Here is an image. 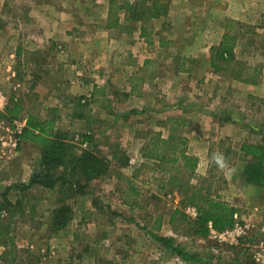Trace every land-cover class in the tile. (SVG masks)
<instances>
[{
  "label": "rangeland",
  "instance_id": "rangeland-1",
  "mask_svg": "<svg viewBox=\"0 0 264 264\" xmlns=\"http://www.w3.org/2000/svg\"><path fill=\"white\" fill-rule=\"evenodd\" d=\"M132 1L135 4L141 0ZM75 2L79 7L85 5V0ZM92 2L97 6L98 0ZM247 2L250 4H242L244 9L239 8L242 18L237 20L230 18L229 13L217 11L229 5L225 0H189V5L182 6L183 13L180 9L170 12L171 16L166 19L145 20L147 35L156 41L164 40L162 49L157 45L146 48L142 44L145 42H140V46L134 43L140 23L125 22L122 30L111 29L105 33L96 22L101 15L96 14L92 26L86 24L83 29H73V38L82 40V44H75V50H67L56 44L25 43L42 36L44 32L37 22L38 17L56 19L57 5L62 4V0H0V189L2 193L11 189L8 198L21 204V208L9 215L3 212L0 264H84L87 260H91V264L123 261L134 264L139 259L142 264H166L173 260L172 253L153 236L170 238V234L176 246L189 248L191 257L213 264H255L247 246L264 239V222L259 219L264 214V210L259 209L264 203V186L255 187L243 181L245 161L240 148L245 143H264V99L248 93L244 88L246 84L228 81L223 74L211 72L209 61L211 48L219 46L223 35L230 32L238 36L234 50L236 59L261 66L260 83L264 84L263 51L257 46H247L250 38L258 40L264 35V0ZM168 4L169 0L164 1L166 12ZM37 5H47L52 10L33 12ZM122 16L125 19V13ZM76 18L77 25L85 22L80 14ZM97 32L104 33L96 36ZM167 41L172 44L166 45ZM133 46L136 51L152 57L154 63L148 64L140 76H133L134 84L139 77L145 81L140 89L142 97L126 102L121 86L127 75L121 73V62L128 63L129 58L121 60L120 53L126 50L130 55ZM86 49L88 58L84 56ZM183 50L191 54L190 57L180 56ZM63 52L76 55L67 64L62 60ZM94 55L99 57L93 58ZM57 63L62 66L59 73ZM33 68L44 76L36 73V76H28ZM68 68L91 74L102 71L100 80L97 74H94L97 78L91 75L89 79L110 86L115 105L110 106V111L96 112L97 119H56L58 112L51 114L52 119L60 121L61 131L78 153L91 147L81 144L82 135L90 132L94 136V150L109 159L111 167L105 177L86 188L85 196L68 198L66 202L74 210V220L57 232L51 220L65 194L61 196L56 190L41 187L22 188L21 180L28 178V171L39 159V146L22 140V132L10 136L7 128L13 117L20 124L28 113L38 115L43 109L38 106L33 92L29 97L28 91L39 82L42 88L63 87L69 80L62 73ZM54 69L56 74H52ZM182 70H191V74H183ZM76 75L71 76L86 78ZM69 102L76 105V101ZM179 104L191 109L183 114L184 124L176 125L172 119L180 117V112L171 110L170 114H165L164 110ZM169 115L173 118L166 119ZM175 128L178 129L174 133L178 138L175 154L185 152L196 156L199 166L195 176H181L189 182L187 188L178 187L172 192L168 187L159 192V181L168 180L176 171L167 175L142 168L152 163L143 158V154L149 142L158 135L166 139ZM15 139L17 146L13 148ZM214 151L225 153L236 171L225 175L219 170L210 160ZM113 154L118 155V160H111ZM187 190L209 192L213 199L235 208L238 221L251 226L244 246L225 247L208 236L206 239L195 236L191 221L197 217L187 214L193 207L181 205ZM176 209L182 213L175 215Z\"/></svg>",
  "mask_w": 264,
  "mask_h": 264
},
{
  "label": "trees",
  "instance_id": "trees-1",
  "mask_svg": "<svg viewBox=\"0 0 264 264\" xmlns=\"http://www.w3.org/2000/svg\"><path fill=\"white\" fill-rule=\"evenodd\" d=\"M139 2L135 4L125 3L122 6L117 1L112 0L109 5L106 30H122L123 26L120 23V17L122 13H125V21L140 23L141 36L148 39V28H146L145 20L153 22L164 18L168 14V9L167 12L166 10L164 11V4L160 0H141ZM146 4L150 5V7L146 6ZM237 41L238 36L232 35L230 32L225 33L219 46L211 48L210 67L216 74L221 73L236 82L255 86L260 83V77L263 74L262 67L251 66L236 59L234 50ZM247 46H257L259 50L263 51V56L264 35L260 36L258 40L250 38L247 41ZM11 119H14V117ZM172 120L173 124H184L180 119ZM172 130L171 135L167 139H162L158 135L153 142H149L143 154V158L152 163L144 164L142 168L154 173L161 172L167 175L171 171H176V174L169 175L168 180L161 179L159 181V192L165 191L168 187L172 189V192L178 187L187 188L189 182L181 179V176L184 174H189L191 177L195 176L199 165V159L196 156L185 152H181L179 155L175 154L176 147L174 145L178 138L175 137L174 133L178 129ZM22 134V138L38 139L41 147L39 167L32 175L30 183L22 188L30 190L34 187H41L53 191L56 190L61 196L65 194L62 199V205L55 210L51 220L53 229L60 232L66 229L74 220V210L66 202L68 198L76 195L85 196L86 188L91 183L107 175L111 167V161L101 155L100 152L94 150L96 146L93 144V135H82L81 144L89 143L91 147L78 153L75 145L68 141L67 135L61 130H55L52 121L39 122L36 119H29L27 127L22 131ZM240 152L243 154L245 161V167L242 172L243 181L251 186L263 187L264 143H245L241 146ZM111 160H118V155L113 154ZM8 192L9 190L4 193L0 191V231L3 226L1 223L3 214L9 215L14 209L21 208L19 201L13 204L8 199ZM185 194L181 205L187 208L193 207L198 213L197 218L191 221L195 236L206 238L208 236V223H212L213 227L218 231H224L234 225L235 215H238L235 208L230 207L221 200L213 199L209 192L201 194V190H187ZM180 213L182 211L175 210V215ZM153 237L157 243L173 255L185 260L191 259V256L176 246L171 238L159 235H154Z\"/></svg>",
  "mask_w": 264,
  "mask_h": 264
},
{
  "label": "crops",
  "instance_id": "crops-1",
  "mask_svg": "<svg viewBox=\"0 0 264 264\" xmlns=\"http://www.w3.org/2000/svg\"><path fill=\"white\" fill-rule=\"evenodd\" d=\"M110 1L111 0H98L97 6H95L93 4L92 0H85V5L79 7V5L77 4V2H75V0H67V1L62 0V4L57 5V18L56 19L46 18L44 20L42 17H38L37 22L40 24V26H41L40 28H42L43 29L42 31L44 32L42 34V36L33 37L32 39L25 41V43L29 44V45L30 44L36 45L39 43H47V44H51V45L56 44V45H60V47H65V49H67V50H69V49L75 50V44L77 45L79 43V45H81L82 40H79L78 38H73L71 32L75 28L81 27L83 29V27H86V24L92 26V23L94 22V19H95L94 15H96V14L101 15V19L96 21L97 24H100V26H102L103 31H105V33L110 32V30H106ZM118 1L121 3L122 2L123 3H131V4L134 3V1H132V0H118ZM148 1H152V0H148ZM164 1H166V0H160V2L163 4H164ZM225 1L229 5L224 9L218 8L217 11L229 13L230 15H228V16L232 19H235V20L242 18L241 17L242 12H241V10H239V8L244 9L243 5H249L250 4V3L248 4L247 0H225ZM183 4L189 5V0H169V4L167 5L168 14L166 17H164L162 19L169 18L171 16L170 12H174V11H177L180 9H181L180 12L183 13L184 12V9L182 7ZM215 4H216V1H215ZM239 5H241V6H239ZM46 10L51 11L52 8L50 6H47V5H37L35 10H32V11L33 12L38 11V12L42 13V12H45ZM77 14H80L83 18H85V22L77 25V18H76ZM40 15L41 14L34 15V16H40ZM154 21H158V20H154ZM125 22L126 21H125L124 17L121 16L120 17L121 25L124 26ZM44 24L46 26H43ZM139 29H138L139 32L137 35V39H136L137 41L134 42L135 44H138L140 46V44L142 42H145L142 44H144L146 48L149 46H152V45H154V46L157 45V47L162 49L163 45L165 44L164 40L162 38L158 39V41H156L155 39H151V35H150V37H148V39L143 38L141 36V32ZM102 33H104V32H102ZM39 34H40V31H39ZM101 34L99 32H97L96 36H101ZM85 43H88V41L86 40ZM171 44H172V41L166 42V45H171ZM87 48H89V47L87 46ZM79 52L84 54L80 50H79ZM84 52H85L84 56L86 58H88L89 57L88 49H86V51H84ZM126 52H127L126 50L125 51L122 50L120 53V55H121L120 58L122 57L121 60L123 58H127V57L129 58L128 63H125V61L121 62L123 65V71H121V73H124L125 75H127L123 85L121 86V88H122V94H123L122 95L123 101L127 99L126 102H130L131 99H139L142 97V94L140 93V89L144 85L142 83L145 82L142 78L139 77L137 79V83L134 84L133 83V80L135 79L134 77L140 76V74H142L145 70H147L148 64L154 63V61H153L152 57H150L148 55H144V53H140V52L136 51L134 46L132 47L131 52L129 51L131 56L129 55V53L126 54ZM182 52H183V55H180V56H183V57L186 56V58H188V56L190 57V55H191V54L189 55L187 53V51H185V53H184V50H183V51H181V53ZM63 53H64V57H62V60H64V62H67V64L76 55V53L72 54L71 52L66 53V55H65V52H63ZM196 56H198V55H196ZM95 57H99V56L94 55L93 58H95ZM99 59H101V58H99ZM59 64H61V63H57V73H59L58 72L59 69L62 68V66ZM65 66L66 65H63V67H65ZM11 69L12 68H10V70ZM47 70H48L47 72H49V69H47ZM81 71H82V69H80L79 71L77 69H75V70L74 69L70 70V68L66 69L62 74L64 76L67 75V78L70 82L66 81V83L63 84V87L62 86L59 87V85H54L53 87H50V88L49 87L48 88H42L41 86L43 84L42 83L40 84V82H39V85L37 87H35L33 90L28 91L29 97H32V92H33V96L35 97V99L36 98L38 99V101H37L39 103L38 106H40L43 110L38 115H35L33 113H28L25 118L21 119L22 121L20 124L24 126L23 131L26 129L27 122L29 119H36L39 122L52 121L54 123L55 130H61L59 127L60 121L53 120L52 116H51L52 113H57V112L59 113V116H57L56 119H97L96 115L98 116V114L96 112L103 113L105 111H110V108H111L110 106L115 105V100L111 96V91H109L111 89L110 86L105 85V84L102 85L101 82L99 84V82H97V79L95 81H91L89 79L91 77V75H93L94 78H97L94 75V74H97V76L99 77L98 80H100L101 76H99V75L102 73V71L97 72V73H93V74H91L90 72L87 73L85 71L84 72H81ZM190 72H191V70H188V71L182 70L181 73L191 74ZM211 72H213V70H211ZM35 73L37 76H38V74L41 77L44 76L35 68H33V73L31 72V73H27V74H28V76L32 75V74H34V76H36ZM75 73H77L76 76H86V78H83V77H80L79 79L72 78L71 75H73ZM52 74H56L55 69L52 72ZM227 79H228V81H232L234 83H237L236 81L232 80L229 77H227ZM43 80H44V78H43ZM244 88L247 90L248 93H251V95H253L255 98L259 97L262 100L264 99V84L262 85L261 83H259L255 86L246 85V87H244ZM136 92H137V94H136ZM68 99H69V101L70 100L76 101V105H74V104L71 105L72 102H69ZM67 101H68V103H65ZM155 101L157 104L158 101L156 99H155ZM108 105L110 108L107 107ZM190 109L191 108L186 106L185 104H179L176 107H174V105H172L170 107H168V106L165 107L164 113L170 114L171 110H175L177 113L180 112V114H181L180 117H175V118L181 120V119H186L183 114L185 113V111L190 110ZM14 118H16V117H14ZM169 118L171 119L173 117H171L169 115V117L166 119H169ZM15 120L11 119V121H15ZM182 122L184 123V121H182ZM85 134L88 136L91 135L90 132H87ZM35 135H37V133H35ZM163 139H164V137H163ZM22 140H25V141H27L26 143L33 144L34 146L38 145L39 151L41 152V147L39 145L38 139L24 137V138H22ZM82 145L87 147L89 145V143H83ZM189 155H191V154H189ZM39 162H40V154H39V159L35 162V165H33L31 167V169L28 171V173H29L28 178L21 180V182L23 183L24 186H27L30 183L32 175L34 174V172L39 167ZM26 168H28V166H26ZM25 172H27V171L25 170ZM13 188H15V187H13ZM8 190L10 192L11 189H8ZM0 191H2V190L0 189ZM10 201L13 204L16 203V201H12V200H10ZM259 209L264 210V203H263L262 207H259ZM259 219L261 220V222H264V214L259 216ZM169 223L171 224L172 220H170ZM171 237H173V234L172 235L170 234V238ZM198 238L206 239V238H201V237H198ZM200 239H198V240H200ZM179 248L182 249L184 253L191 256V253L188 252L189 248H187V247L185 248L184 246H180ZM171 255L173 256V260L169 263H166V264H213L210 262H206L202 258H199V257L198 258L191 257V259L185 260V259L180 258L179 256H176L173 254H171ZM159 263L160 262H154V263L151 262L150 264H159ZM59 264H64V262H60ZM84 264H91V260H87ZM120 264H125V263L123 261ZM134 264H142L141 259L137 260ZM214 264H215V262H214Z\"/></svg>",
  "mask_w": 264,
  "mask_h": 264
},
{
  "label": "built area",
  "instance_id": "built-area-1",
  "mask_svg": "<svg viewBox=\"0 0 264 264\" xmlns=\"http://www.w3.org/2000/svg\"><path fill=\"white\" fill-rule=\"evenodd\" d=\"M23 127V125L17 124V122L13 121L8 126L7 132L10 136L14 132H16V134H21ZM12 142L13 148L16 147L17 140L15 139V141L13 140ZM187 212L192 218L197 217V210L195 208H190ZM250 230L251 226L238 221V216L235 215L234 225L224 231H218L213 227L212 223H208V238L219 245L237 248L244 246L245 241L248 239ZM247 248H250L251 258L255 264H264V239L255 242L252 246H247Z\"/></svg>",
  "mask_w": 264,
  "mask_h": 264
},
{
  "label": "clouds",
  "instance_id": "clouds-1",
  "mask_svg": "<svg viewBox=\"0 0 264 264\" xmlns=\"http://www.w3.org/2000/svg\"><path fill=\"white\" fill-rule=\"evenodd\" d=\"M210 160L219 170L223 171L225 175L232 174L236 171V169L230 165L229 158L223 152H212Z\"/></svg>",
  "mask_w": 264,
  "mask_h": 264
}]
</instances>
